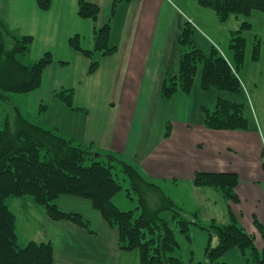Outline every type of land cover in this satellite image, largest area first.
<instances>
[{
	"label": "crops",
	"instance_id": "1",
	"mask_svg": "<svg viewBox=\"0 0 264 264\" xmlns=\"http://www.w3.org/2000/svg\"><path fill=\"white\" fill-rule=\"evenodd\" d=\"M88 1L99 5L97 19L81 17L78 0H53L47 10L41 9L37 0H0V16L9 29L34 37L26 63L49 51L53 54L54 61L45 68L41 86L19 102L29 107L26 117L75 143L117 152L153 179L166 181L167 186L183 185L206 222H229L222 204L226 198L211 186H197L196 172H236L240 201L229 204L241 225L256 236L258 248L264 249V236L256 225V220L264 224V123L254 119L245 93L203 89L204 68L200 66L192 94L178 91L167 100L162 96L166 77L179 70V38L187 21L195 24L193 42L206 54L213 45L219 48L218 44L203 35L193 17L170 0ZM106 23H111L109 43L117 47L114 53L95 51L90 57L70 45L72 37L80 36L82 47L94 49L95 30ZM205 38L212 44L209 51L203 44ZM97 54L100 63L96 72L90 73ZM63 88L73 89V104L80 109L55 94ZM219 98L244 103L250 130H214L204 124L206 111H213ZM41 104L46 110H40ZM168 123L172 129L166 137ZM119 196H114L116 204ZM29 200L20 197L10 203L17 215L21 246L33 240L51 241L53 264H140V252L121 248L120 232L91 199L66 194L58 197L57 203L64 210L82 213L95 232L70 220L55 221L36 204L20 217L13 205L27 206ZM184 241L178 250L181 257L188 251V260L191 256L196 261L205 259L209 243L206 231L196 230L192 242ZM226 255L231 264H248L237 247Z\"/></svg>",
	"mask_w": 264,
	"mask_h": 264
},
{
	"label": "trees",
	"instance_id": "2",
	"mask_svg": "<svg viewBox=\"0 0 264 264\" xmlns=\"http://www.w3.org/2000/svg\"><path fill=\"white\" fill-rule=\"evenodd\" d=\"M81 17L97 19L100 7L88 0H78ZM41 9L51 7L53 0H37ZM202 7L212 8L220 21H228L233 14L248 15L253 9L264 11V0H198ZM250 22L245 20L232 31L230 49L233 57L213 45L206 54L193 42L194 25L187 21L179 38L181 57L177 74L168 75L161 91L164 99L172 98L178 91L190 95L194 91L196 75L203 66V89L219 88L232 93L244 92L239 70L245 64L248 40L243 35ZM111 23L95 30L94 49L80 45V36L71 38L70 45L92 57L95 51L102 55L114 53L111 46ZM34 37L11 31L0 16V106L9 103L5 126L0 129V264H53L54 246L51 241H30L20 245L17 215L8 199L31 197L44 207L53 220H70L89 232H95L91 222L82 213L62 209L57 198L66 194L91 199L94 207L106 221L118 229L119 244L123 250H138L140 264H187L177 251L181 247L175 226L192 242L196 230L209 234L206 256L203 260H188L190 264H231L225 259L234 247L239 248L248 264H264V249L257 246L255 235L241 225L231 205L228 223L215 219L204 221L198 210L191 211L167 195L164 180L157 181L143 172L141 167L121 154L98 151L91 144L75 143L54 130L38 125L23 117L18 106L10 103L11 92L36 90L42 84L44 70L54 61L51 51L37 61L24 64L21 56L31 51ZM260 42L255 45L254 56H259ZM100 63L92 60L89 72L94 73ZM69 106L73 104V89L63 88L55 93ZM204 124L210 129L250 130L245 105L227 98H219L213 111H206ZM168 123L166 137L171 134ZM99 153L97 157L96 154ZM264 156V152H263ZM264 167V160H263ZM129 180L128 195L138 196L137 213L134 209L122 210L114 196L124 189L119 178ZM197 186H211L220 191L227 201H240L236 187L240 183L236 172L197 171ZM12 201V200H11ZM261 235L264 224L256 220ZM217 240L215 244L214 241Z\"/></svg>",
	"mask_w": 264,
	"mask_h": 264
},
{
	"label": "rangeland",
	"instance_id": "3",
	"mask_svg": "<svg viewBox=\"0 0 264 264\" xmlns=\"http://www.w3.org/2000/svg\"><path fill=\"white\" fill-rule=\"evenodd\" d=\"M171 3L174 5V7L180 9L184 14H188L189 16L193 17V19L196 22V25H198V29L202 31L203 35L209 36V38H212L214 42H216L219 46V49L221 52L226 53L229 58L232 59L233 53L230 49V38L232 36V31L235 28H240L243 22L245 20L250 22V26L245 28L243 35L248 40L247 46H246V59L244 62V66L240 68L239 70V76L241 77L242 84L244 87V93L247 99L246 106L248 109L252 111L253 117L256 121L260 123H264V11L257 8L253 9L250 14L243 15V14H233V16L230 17L228 21H220V19L217 17L215 11L212 8H206L202 7L198 0H170ZM195 26V24H193ZM205 33V34H204ZM208 38H205V42L209 43V45H206L204 39H201V42H203L205 46V50L209 51L211 49L212 44L210 45V42L208 41ZM260 42V53L258 58L256 59L254 56V48L255 45ZM30 54L27 53L23 57L21 56V61L26 64V58ZM95 58H98V54L95 56ZM28 60V59H27ZM32 63V62H30ZM201 71H199L200 73ZM41 86V85H40ZM39 86V87H40ZM33 91V90H31ZM31 91L27 92H11L9 93V96L11 97L10 103L12 105H18L20 110L23 113V117L27 118L26 115H28V108L24 107L25 105L20 104L19 102L24 101V97H27V94ZM40 110H46L44 109L46 106L40 105ZM246 107V108H247ZM245 108V110H246ZM9 111V103L2 104L0 106V129H2L5 126V118L6 114ZM247 112V110H246ZM28 119V118H27ZM84 144V143H83ZM88 144V143H87ZM85 144V145H87ZM94 148V147H93ZM95 149V148H94ZM97 150V149H96ZM122 185H124V189L120 192H118L119 198L117 199L118 204H115L122 210H132L134 209L137 213V205H138V196H136L134 193H132V196L130 197L128 195L127 189L130 187L129 180L123 179V175L121 177L119 176ZM177 188H173L172 186L164 185L165 192L167 195H172L174 199H177L181 203H179L181 206H185L187 209L194 211L196 206L193 205V197L191 194L185 193L184 186H176ZM28 199H32L31 197L27 196ZM13 198L8 199V201L11 203ZM36 204V206L40 209H44L43 206L38 205L35 203L34 200H29L27 202V206H20L18 208L17 204H14L15 211L19 212L20 217L23 216L22 213H26L28 208ZM223 209L226 211V214L228 212L229 208V201L227 202L226 199H224ZM179 241L185 244L186 237L178 230V228L174 227ZM194 234V233H193ZM182 254V257L187 261V264H190L188 261L189 253ZM178 253V251H177ZM187 254V255H186ZM179 255V253H178ZM225 259H227V255L225 256Z\"/></svg>",
	"mask_w": 264,
	"mask_h": 264
},
{
	"label": "water",
	"instance_id": "4",
	"mask_svg": "<svg viewBox=\"0 0 264 264\" xmlns=\"http://www.w3.org/2000/svg\"><path fill=\"white\" fill-rule=\"evenodd\" d=\"M96 156L98 157V156H99V153H98V154H96Z\"/></svg>",
	"mask_w": 264,
	"mask_h": 264
}]
</instances>
